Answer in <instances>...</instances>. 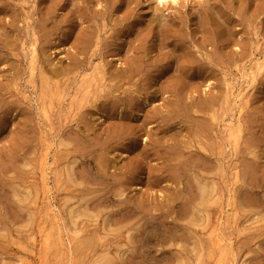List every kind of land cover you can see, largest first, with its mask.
I'll list each match as a JSON object with an SVG mask.
<instances>
[{
    "label": "rangeland",
    "instance_id": "obj_1",
    "mask_svg": "<svg viewBox=\"0 0 264 264\" xmlns=\"http://www.w3.org/2000/svg\"><path fill=\"white\" fill-rule=\"evenodd\" d=\"M263 202L264 0H0V264H264Z\"/></svg>",
    "mask_w": 264,
    "mask_h": 264
},
{
    "label": "bare ground",
    "instance_id": "obj_2",
    "mask_svg": "<svg viewBox=\"0 0 264 264\" xmlns=\"http://www.w3.org/2000/svg\"><path fill=\"white\" fill-rule=\"evenodd\" d=\"M14 14H15V13H14ZM16 14H17V13H16ZM14 16H15V15H14ZM15 18H16V17H15ZM15 18H14V19H15ZM154 21H155V20H154ZM13 22H16V20H14ZM152 22H153V21H152ZM158 22H159V21H158ZM156 23H157V22H156ZM159 23H160V22H159ZM198 24H199V23H198ZM12 26H13V25H12ZM15 27H17V26H15ZM4 28H5V27H4ZM15 29H16V28H15ZM174 29H175V28H174ZM174 29H173V30H174ZM179 31H180V30H179ZM42 32H43V31H42ZM84 32H86V31H84ZM90 32H91V31H90ZM172 32H173V31H172ZM180 32H181V31H180ZM175 35H176V34H175ZM179 35H180V34H179ZM86 39H87V38H86ZM86 39H85V40H86ZM171 39H172V38H171ZM173 39H174V38H173ZM180 39H181V38H180ZM182 39H183V38H182ZM168 40H169V39H168ZM79 41H80V40H79ZM175 41L177 42V40H174V44H172V45H174V49H175V50H178V51H179V55H178V57L180 56L179 60L177 61V65H176V67H178L179 69H181V70L185 73V72H187V70H188L187 68H190V66H192V64H194V62L197 60V58H195V54H194L193 50H191L190 47H188L189 45H187L186 42H185V43H186V44H185L184 41H182L183 43H181V41H179L180 43H175ZM81 42H82V41H81ZM81 42H80V43H81ZM171 42H172V40H171ZM172 43H173V42H172ZM81 44H82V43H81ZM79 45H80V44H79ZM190 46H191V45H190ZM82 47H83V45H82ZM171 48H172V47H171ZM175 50H174V52H175ZM175 55H176V53H175ZM199 61H200V60H199ZM140 63H142V62H140ZM131 64H133V63L131 62ZM195 64H196V62H195ZM140 66H141V65H140ZM153 66H154V65H153ZM261 66H263V65H261ZM136 67H137V66H136ZM154 67H155V66H154ZM199 67H200V65H199ZM258 67H259V65H258ZM178 68H177V69H178ZM260 68H262V67H260ZM137 69H138V68H137ZM151 69H152V68H151ZM193 70H194V69H193ZM145 74H146V73H145ZM187 75H189V74H187ZM42 80H44V79H42ZM172 81L175 82L176 79H175V80L173 79ZM46 82H47V81H46ZM44 83H45V81H44ZM171 83H172V82H171ZM172 84H174V83H172ZM48 85H49V83L47 84V86H48ZM171 88H172V87H171ZM178 88H179V87H178ZM180 88H181V87H180ZM180 88H179V90H180ZM47 89H48V91H50V90H49V89H50L49 87H48ZM167 89H168V88H167ZM172 89H173V88H172ZM175 89H176V88H175ZM180 91H182V90H180ZM184 92H185V91H184ZM184 92H183V94H184ZM52 93H53V92H52ZM178 96H179V95H178ZM175 98H176V97H175ZM170 99H172V98H170ZM176 99H177V98H176ZM176 99H175V100H176ZM164 100H165V99H164ZM177 100H178V99H177ZM181 100H182V99H181ZM184 101H185V100H184ZM184 101H182V102H184ZM111 102H112V101H111ZM172 102H173V100H172ZM177 102H178V101H177ZM179 103H181V102H179ZM183 104H184V103H183ZM186 104H187V103H186ZM186 104H185V105H186ZM146 105H147V104H146ZM108 106H109V105H108ZM168 106H169V105H168ZM176 106H177V105H176ZM180 106H181V105H180ZM205 106H206V105H205ZM172 107L174 108L173 105H172ZM188 107H189V106H188ZM202 107H203V106H202ZM154 108H155V107H154ZM178 108H179V107H178ZM178 108H177V110H178ZM180 108H181V107H180ZM203 108H204V107H203ZM155 110H156V108H155ZM167 110H168V109H167ZM177 110H176V111H177ZM180 110H182V109H180ZM178 111H179V110H178ZM189 111H190V110H189ZM157 112H158V111H157ZM172 112H173V111H172ZM182 112H183V111H182ZM185 112H186V111H185ZM150 113H151V111H150ZM150 113H149V115H150ZM153 113H155V112H153ZM153 113H152V115H154ZM186 113H188V112H186ZM156 115H157V114H156ZM156 115H155V117H157ZM178 115H179V114H178ZM183 116H184V115H183ZM188 116H189V115H188ZM153 117H154V116H153ZM180 117H182V114H181ZM191 117H192V116H191ZM184 118H185V117H184ZM192 118H193V117H192ZM146 119H147V118H146ZM154 119H155V118H154ZM193 120L195 121L196 119L194 118ZM196 121H197V120H196ZM192 122H193V121H192ZM199 122H200V121H199ZM199 122H197V123L195 122L196 124H198L197 126H199L200 123H201V125H202V123H203L204 121H203V122H200V123H199ZM204 123H205V122H204ZM206 123H207V122H206ZM196 124H195V125H196ZM207 124H209V123H207ZM169 125H170V124H169ZM201 125H200V127H201ZM193 126H194V125H193ZM203 126H204V124H203ZM206 126H207V125H206ZM209 126H210V125H209ZM209 126H208V127H209ZM190 127H191V126H190ZM192 128H193V127H192ZM201 128H202V127H201ZM189 129H190V128H189ZM194 129H198V128L196 127V128H194ZM202 129H203V128H202ZM202 129H201V130H202ZM189 131H190V130H189ZM198 131H199V129H198ZM205 131H207V130L205 129ZM205 131H204V132H205ZM195 132H196V131H195ZM204 132H203V133H204ZM207 132H208V131H207ZM203 133H202V134H203ZM200 135H201V134H200ZM206 136H207V135H206ZM203 137H204V136H203ZM200 138H201V137H200ZM61 142H63V141H61ZM180 142H181V141H180ZM63 143H64V142H63ZM63 143H62V144H63ZM65 143H66V142H65ZM189 144H190V143H189ZM189 144H188V145H189ZM177 145H178V144H177ZM190 145H191V144H190ZM173 146H174V145H173ZM191 146H192V145H191ZM161 147H162V146H161ZM183 147H184V146H183ZM183 147H182V149L186 148V147H184V148H183ZM167 148H168V147H167ZM172 148H173V147H172ZM189 148H190V147H189ZM189 148H188V149H189ZM191 148H192V147H191ZM193 148H194V147H193ZM199 148H200V147H199ZM66 149H67V148H66ZM173 149H175V148H173ZM182 149H181V151H182ZM206 149H207V148H206ZM159 150H160V149H159ZM170 150H171V149H170ZM178 150H179V148H178ZM186 150H187V148H186ZM209 150H210V149H209ZM209 150H208V151H209ZM65 151H66V150H65ZM160 151H161V150H160ZM188 151H189V150H188ZM191 151H192V150H191ZM208 151H207V153H208ZM153 152H154V151H153ZM153 152H152V153H153ZM170 152H172V151H170ZM183 152H184V151H183ZM185 152H186V151H185ZM195 152H196V149H195ZM203 152H204V151H202V153H203ZM105 153H109V152L106 151ZM159 153H161V152H159ZM159 153H158V155H159ZM164 153H165V151H164ZM166 153H167V151H166ZM166 153H165V154H166ZM174 153H175V152H174ZM174 153H173V154H174ZM179 153H180V152H178L177 154H179ZM193 153H194V152H193ZM198 153H199V152H198ZM209 153H210V152H209ZM169 154H170V153H169ZM186 154H187V153H186ZM186 154H184V155L186 156ZM191 154H192V153H191ZM200 154H201V153H200ZM148 155H149V153H148ZM187 155H188V154H187ZM103 156H104V154H102V157H103ZM105 156H106V155H105ZM156 156H157V154H156ZM161 156H162V155H161ZM167 156H168V155H167ZM172 156H173V155H172ZM197 156H198V154H197ZM102 157H101V158H102ZM107 157H108V156H107ZM107 157H106V159H107ZM157 157H159V156H157ZM165 157H166V155H165ZM168 157H169V156H168ZM168 157H167V158H168ZM182 157H183V155H182ZM187 157H188V156H187ZM160 158H161V157H160ZM183 158L185 159V157H183ZM190 158H191V157H190ZM190 158H189V160H190ZM198 158H199V157H198ZM103 160H105V159L103 158ZM103 160H101V161L103 162ZM171 160H172V158H171ZM105 161H106V160H105ZM107 161H108V160H107ZM107 161H106V162H107ZM158 161H159V160H158ZM168 161H169V159H168ZM178 161H179V160H178ZM186 161H187V160H186ZM102 162H101V164H102ZM106 162H103V163L107 164ZM109 162H110V161H109ZM172 162H173V161H172ZM180 162H181V161H180ZM187 162H188V161H187ZM189 162H190V161H189ZM191 162H193V161L191 160ZM204 162H205V161H204ZM184 163H185V161H184ZM249 163H250V162H249ZM256 163H257V162H256ZM164 164H165V163H164ZM250 164H251V163H250ZM254 164H255V163H254ZM109 165H110V163H109ZM208 165H209V164H208ZM251 165H252V164H251ZM100 166H101V165H100ZM184 166H185V164H184ZM188 166H189V165H188ZM188 166H187V167H188ZM192 166H193V165H192ZM69 167H70V166H69ZM105 167H106V165H105ZM189 167H190V166H189ZM256 167H257V166H256ZM64 168H65V167H64ZM106 168H107V167H106ZM171 168H172V167H171ZM254 168H255V167H254ZM254 168L252 167V169H253V173H254V171H256V169L254 170ZM67 169H68V168H67ZM67 169H66V170H67ZM178 169H179V168H178ZM187 169H188V168H187ZM250 169H251V168H250ZM66 170H65V171H66ZM69 170H70V168H69ZM73 170H74V169H73ZM157 170H158V169H157ZM172 170H173V169H172ZM172 170H171V171H172ZM179 170H180V169H179ZM70 171L72 172V170H70ZM70 171H68V173H67V175H68V180H72V176H71V172H70ZM158 171H159V170H158ZM183 171H184V170H183ZM251 171H252V170H251ZM251 171H250L249 173H251ZM155 172H157V171H155ZM176 172H177V171H176ZM168 173H169V172H168ZM183 173H184V172H183ZM185 173H187V170H186ZM188 173H189V172H188ZM176 174H177V173H176ZM179 175H181V174H179ZM243 175H244V174H243ZM250 175H251V174H250ZM182 176H184V175L182 174ZM195 176H196V175H195ZM63 177H64L63 179L65 180V175H64ZM180 178H181V177H180ZM195 178H196V177H195ZM197 178H198V177H197ZM63 179H62V180H63ZM182 179H183V178H182ZM200 179H201V178H200ZM64 180H63V181H64ZM121 180H122V179H121ZM167 180H168V178H167ZM196 180H197V179H196ZM208 180H209V179H208ZM208 180H207V181H208ZM63 181H62V182H63ZM177 181H178V179H177ZM197 181L200 182V180H197ZM204 181L206 182V180H203V182H204ZM211 181H212V180H211ZM245 181H246V180H245ZM66 182H67V181H66ZM72 182H74V181H72ZM203 182H202V183H203ZM243 182H244V180H243ZM243 182H242V183H243ZM120 183H121V181H120ZM122 183H123V182H122ZM193 183H195V181H194ZM196 183H197V182H196ZM196 183H195V185H196ZM244 183H245V182H244ZM244 183H243V184H244ZM69 184H70V183H69ZM82 184H83V183H82ZM116 184H117V183H116ZM80 185H81V184H80ZM117 185H118V184H117ZM195 185H194V186H195ZM198 185H200V184H198ZM213 185H214V184H213ZM250 185H251V183H250ZM210 186H212V185H210ZM214 186H215V185H214ZM248 187H249V186H248ZM252 187H253V186H252ZM254 187H255V186H254ZM195 188H196V187H195ZM195 188H194V189H195ZM213 188H214V187H213ZM213 188L211 187V190H212ZM249 188H250V187H249ZM85 189H86V188H85ZM209 189H210V187H209V185H208L207 183H204V184H202V185L200 186V192H201V195H199V196H201V198H202V199H201L202 201H200V202H203L202 204H204V203L206 202V201L204 200V198H206V196L208 197L209 195H210V196L212 195V194H209V193H211V192H209ZM253 189H254V188H253ZM89 190H90V188H89ZM86 191H87V190H86ZM90 191H91V190H90ZM88 192H89V191H88ZM88 192H87V194H88ZM91 192H92V191H91ZM197 192H198V191H197ZM120 193H121V192H120ZM214 193H215V192H214ZM255 194H256V193H255ZM88 195H89V194H88ZM195 195H196V194H195ZM83 196H84V195H83ZM90 196L92 197V194H91ZM90 196H89V197H90ZM94 196H95V195L93 194V197H94ZM210 196H209V199H211ZM85 197H86V196H85ZM89 197L87 196V198H88L87 201H88V202H89V200H91V199L93 198V197H92L91 199H89ZM196 197H197V196H196ZM212 197H213V196H212ZM81 198H83V197L81 196ZM81 198H80V199H81ZM246 198H247V197H246ZM67 199H68V198H67ZM71 199H72V198H71ZM71 199H70V200H71ZM207 199H208V198H207ZM258 199H259V198H258ZM65 200H66V199H65ZM65 200H64V202L66 203ZM76 200H77V199H76ZM76 200H75V201H76ZM84 200H85V199H83V201H84ZM215 200H216V199H215ZM244 200H245V199H244ZM262 200H263V199H262ZM67 201H68V200H67ZM75 201L73 200V202H75ZM81 201H82V200H81ZM87 201H85V202H87ZM197 201H199V200H197ZM197 201H196V202H197ZM208 201H209V200H208ZM208 201H207V203L209 204ZM77 202H78V201H77ZM77 202H75V204H76ZM88 202H87V204H88ZM213 202H214V201H213ZM213 202H212V204L215 203V202H214V203H213ZM247 202H248V201H247ZM67 203H70V202H67ZM67 203H66V205H67ZM210 203H211V201H210ZM244 203H245V201H244ZM248 203H249V202H248ZM263 203H264V202H263ZM71 204H72V202H71ZM78 204H79V203H78ZM84 204H85V203H84ZM87 204H86V205H87ZM198 204L200 205L199 202H198ZM205 204H206V203H205ZM252 204H253V201H252ZM254 204H255V203H254ZM254 204H253V205H254ZM73 205H74V204H73ZM196 205H197V203L195 204V206H196ZM199 205H197V207H198ZM249 205H250V203H249ZM261 205H262V204H261ZM68 206H69V205H68ZM68 206H67V207H68ZM79 206H80V205H79ZM139 206H140V205H139ZM191 206H192V210H194V209L197 208V207H195L194 205H191ZM193 206L195 207L194 209H193ZM206 206H207V204H206ZM262 206H263V205H262ZM200 207H201V206H200ZM203 207H204V206H203ZM208 207H210V206H208ZM255 207H256V206H255ZM263 207H264V206H263ZM68 208H69V207H68ZM81 208H82V207H81ZM87 208H89V206H88V207L86 206V208L84 207L83 209H79V207L76 205L75 207L71 208L69 212H67V214H70L71 219H72L73 223L75 224V228H76V224H77V223H80V222H81V223H85V222H82V221H83V220H82V216H85V215H86L85 217H87V216L89 217L90 215L93 214L92 211H90L91 213H89V211H88ZM251 208H252V206H251ZM253 208H254V206H253ZM253 208H252L253 211L257 209V208H256V209H253ZM198 209H199V211H197V210H196V211L199 213V212H200V208H198ZM204 209H205V208H204ZM206 209H207V208H206ZM89 210H90V209H89ZM252 210H250V211H252ZM67 211H68V209H67ZM196 211H195V212H196ZM206 211H207V210H206ZM250 211H249V212H250ZM193 212H194V211H193ZM193 212H189V209H188V213L186 212V214L189 215V213H193ZM202 212H203V211H202ZM209 212H211V211L209 210ZM255 212H256V211H255ZM258 212H259V211H258ZM100 213H101V212H100ZM256 213H257V212H256ZM254 214H255V213H254ZM94 215H96V214H94ZM193 215H194V213H193ZM196 215H197V214H196ZM201 215H202V214H201ZM201 215H197V216H201ZM205 215H206V212H205ZM210 215H211V213H210ZM206 216H209V215L207 214ZM96 217H97V216H96ZM96 217H95V218H96ZM195 217H196V216H195ZM201 217H203V215H202ZM92 218H94V217L92 216V217H91V220H92ZM95 218H94V219H95ZM208 218H210V217H208ZM208 218H207V219H208ZM260 218H262V217L260 216ZM201 219H202V218H201ZM187 220H188V219H187ZM190 220L192 221V218H190ZM195 220H197V219H195ZM209 220H210V219H209ZM191 221H190V222H191ZM197 221H199V220H197ZM190 222H189V223H190ZM209 222H210V221H209ZM131 223H132V222H131ZM189 223H188V224H189ZM192 223H193V221H192ZM194 223L196 224L195 221H194ZM74 224H73V226H74ZM85 224H86V223H85ZM105 224H106V223H105ZM128 224H129V223H128ZM138 224H139V223H138ZM138 224L136 223L137 226H139ZM140 224L142 225V223H140ZM190 224H191V223H190ZM195 224H194V225H195ZM199 224H200V223H199ZM206 224H208L207 221H206ZM210 224H211V223H210ZM77 225H78V224H77ZM79 225H80V224H79ZM86 225H88V224H86ZM126 225H127V224H126ZM126 225H125V226H126ZM136 225L133 226V228H135V227H136V228H139V227H140V226L137 227ZM192 225H193V224H192ZM83 227H84V226H83ZM126 227H128V232H129V229H130L129 226H126ZM130 227H131V225H130ZM141 227H142V226H141ZM143 227H144V226H143ZM205 227H206V226H205ZM205 227H204V228H205ZM75 228H74V230L76 231ZM85 228H86V227H85ZM123 228H124V224H123ZM133 228H132V229H133ZM125 229H126V228H125ZM140 229H141V228H139V230H140ZM143 230H144V229H143ZM145 230H146V229H145ZM145 230H144V231H145ZM78 231H79V230H78ZM80 231H81V230H80ZM85 231H86V229H85ZM132 231H133V230H132ZM135 231H136V230H134V232H135ZM146 231H147V230H146ZM119 232H120V231H119ZM134 232H131V233L133 234ZM188 232H190L189 229H188ZM191 232H192V231H191ZM96 233H97V236H98L99 233H98V232H96ZM121 233H122V232H121ZM137 233H138V232H137ZM192 233H193V232H192ZM126 234H128V233H126ZM188 234H189V236H190V233H188ZM193 234H194V233H193ZM92 235H93V234H92ZM120 235H121V234H120ZM120 235H119V236H120ZM130 235H131V234H130ZM134 235H135V234H134ZM134 235H133V236H134ZM143 235H144V233H143ZM143 235H142V236H143ZM119 236L116 237L117 240L120 238ZM123 236H124V235H123ZM126 236H127V235H126ZM131 236H132V235H131ZM136 236H137V235H136ZM192 236H193V235H192ZM192 236H191V237H192ZM92 237H93V236H92ZM118 237H119V238H118ZM127 237H128V236H127ZM143 237H144V236H143ZM143 237H142V239H143ZM145 237H146V236H145ZM125 238H126V237H125ZM128 238H130V237H128ZM128 238L125 239V241H127V244H128V243L131 244V243H130V240L128 241ZM186 238L188 239V237H186ZM87 239L89 240V238H87ZM91 239H92V238H91ZM120 239H122V237H121ZM132 239L134 240V237L131 238V241H132ZM136 239L139 240V237H138V238L136 237ZM140 239H141V238H140ZM187 239H186V240H187ZM190 239H192V238H190ZM194 239H195V238H194ZM77 241H79V240H77ZM93 241H94V240H93ZM112 241H113V240H112ZM118 241H120V240H118ZM139 241H140V240H139ZM191 241L193 242L194 240L192 239ZM82 242H83V241L81 240V242L78 243L79 246H80V243H82ZM84 242H85V238H84ZM84 242H83V243H84ZM86 242H87V241H86ZM89 242H90V240H89ZM110 242H111V241H110ZM194 242H196V240H195ZM83 243H82V244H83ZM93 243H94V242H93ZM93 243H92V241H91V242L89 243V245L91 246V244H93ZM98 243H99V242H98ZM108 243H109V242H108ZM111 243H112V242H111ZM123 243L125 244V242L122 241V242H121V245H123ZM196 243H197V242H196ZM196 243H195V245H196ZM198 243H199V242H198ZM82 244H81V247H82V249L84 250V247H86V245L83 247ZM113 244H114V243H113ZM116 244H117V243H116ZM116 244H115V246H116ZM110 245H111V244H110ZM121 245H120V247H122ZM125 245H126V244H125ZM199 245H200V244H199ZM206 245H207V243H206ZM92 246L94 247V245H92ZM95 246H97V242H96ZM117 246H118V244H117ZM123 246H124V245H123ZM127 246H128V245H127ZM127 246H125V247H126L127 249H129V247H127ZM140 246H141V245H140ZM219 246H220V245H219ZM132 247H133V246H132ZM135 247H136V249H134V250H137V247H138V246H135ZM135 247H133V248H135ZM185 247H186V246H185ZM191 247H192V246H191ZM199 247H201V246H199ZM89 248H91V247H89ZM100 248H101V247H100ZM126 248H125V250H127ZM138 248H139V247H138ZM193 248H194V249L196 248V250L198 249L197 247H193ZM82 249H81V251H82ZM96 249H97V248H96ZM98 249H99V248H98ZM103 249H104V247H103ZM117 249H118V248H117ZM131 249H132V248H131ZM185 249H187V248H185ZM203 249H204V248H203ZM85 250H87V248H86ZM94 250H95V249H94ZM101 250H102V248H101ZM122 250H123V249H122ZM134 250H133V251H134ZM249 250H251V249H249ZM92 251H93V250H92ZM99 251H100V249H99ZM120 251H121V250H120ZM129 251H130V249H129L128 251H125V252H129ZM192 251H193V250H192ZM192 251H189V252H192ZM201 251H202V250H201ZM208 251H210V250H208ZM82 252H83V251H82ZM136 252H137V251H136ZM186 252H187V251H186ZM204 252H205V251H204ZM249 252H250V251H248V253H249ZM87 253H88V252H87ZM87 253H86V254H87ZM89 253H90V252H89ZM89 253H88V255H89ZM100 253H101V252H100ZM100 253H98V255H99ZM120 253H121V252H120ZM130 253H131V252H130ZM208 253H211V251L208 252ZM250 253H251V252H250ZM252 253H253V252H252ZM96 254H97V253H96ZM105 254H106V253H105ZM121 254H122V253H121ZM133 254H134V253H133ZM136 254H137V253H136ZM211 254H212V253H211ZM211 254H209V255H211ZM219 254H220V252H219ZM94 255H95V254H94ZM94 255H93V256H94ZM123 255H124V254H122V256H123ZM129 255H130V254H129ZM250 255H251V254H250ZM91 256H92V255H91ZM96 256H97V255H96ZM100 256H101V254H100ZM200 256H201V255H200ZM96 258H98V257H96ZM102 258H104V257H102ZM97 260H98V259H97ZM101 260H102V259H101ZM101 260H100V261H101ZM107 260H108V259H107ZM94 261H95V260H94ZM94 261H93V262H94ZM102 261H103V260H102ZM108 261H110V258H109ZM122 261H123V260H122ZM90 262H91V261H90ZM103 262H104V261H103ZM106 262H107V261H106ZM124 262H125V260H124ZM109 263H110V262H109ZM111 263H112V262H111ZM121 264H124V263H121ZM201 264H203V263H201Z\"/></svg>",
    "mask_w": 264,
    "mask_h": 264
}]
</instances>
